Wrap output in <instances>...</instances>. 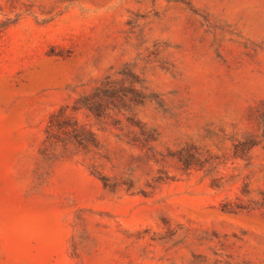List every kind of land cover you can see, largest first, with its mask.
Segmentation results:
<instances>
[{"label": "rangeland", "instance_id": "374dc122", "mask_svg": "<svg viewBox=\"0 0 264 264\" xmlns=\"http://www.w3.org/2000/svg\"><path fill=\"white\" fill-rule=\"evenodd\" d=\"M0 29V264H264V0H0ZM62 110L87 148L44 155Z\"/></svg>", "mask_w": 264, "mask_h": 264}, {"label": "trees", "instance_id": "16d2710c", "mask_svg": "<svg viewBox=\"0 0 264 264\" xmlns=\"http://www.w3.org/2000/svg\"><path fill=\"white\" fill-rule=\"evenodd\" d=\"M1 33L2 29H0V36ZM45 133L46 138L42 154L50 156H54L56 153L64 156L79 154V148H87L81 137L84 134H90L84 126L69 116L65 110L60 111L58 115L51 116ZM73 137L78 138V141L71 143Z\"/></svg>", "mask_w": 264, "mask_h": 264}]
</instances>
